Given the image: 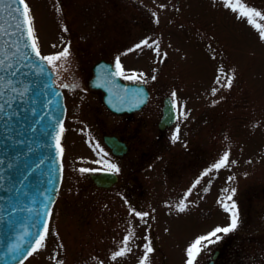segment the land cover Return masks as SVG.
<instances>
[{
	"label": "rangeland",
	"instance_id": "374dc122",
	"mask_svg": "<svg viewBox=\"0 0 264 264\" xmlns=\"http://www.w3.org/2000/svg\"><path fill=\"white\" fill-rule=\"evenodd\" d=\"M26 3L42 54L67 50L51 62L61 81L87 82L103 48L125 77L147 83L151 98L133 114H116L100 92L68 87L60 193L43 247L23 264H141L149 242L147 264H187L197 238L230 225L221 201L233 188L238 226L204 241L194 264L216 250L217 264H264V19L250 24L225 0ZM240 3L264 14V0ZM168 95L178 119L161 130ZM106 133L125 139L128 153L115 155ZM225 152L227 166L212 168ZM110 164L119 181L98 187L91 173ZM130 233L131 250L113 259Z\"/></svg>",
	"mask_w": 264,
	"mask_h": 264
},
{
	"label": "water",
	"instance_id": "95a60500",
	"mask_svg": "<svg viewBox=\"0 0 264 264\" xmlns=\"http://www.w3.org/2000/svg\"><path fill=\"white\" fill-rule=\"evenodd\" d=\"M18 0H0V264H21L48 222L63 180L64 93L56 86L46 60L26 47L27 39L16 12ZM39 49V47H38ZM105 60L94 65L91 84L104 90V101L118 113L133 112L149 100L145 84L125 83ZM177 117L171 97L165 98L160 127ZM63 132H60V128ZM104 140L123 156L129 146L115 134ZM96 184L118 181L113 171L91 174ZM218 252L214 254L216 258ZM212 259L208 264H214Z\"/></svg>",
	"mask_w": 264,
	"mask_h": 264
},
{
	"label": "snow or ice",
	"instance_id": "6c2138e0",
	"mask_svg": "<svg viewBox=\"0 0 264 264\" xmlns=\"http://www.w3.org/2000/svg\"><path fill=\"white\" fill-rule=\"evenodd\" d=\"M18 3L20 6L22 7H17L15 9L16 12L20 13V18H21V24L23 26V28L25 29V36L27 37L28 40L31 41L30 45L26 43V47H30L34 52L35 55L37 57L40 56L39 53V49H38V44H37V40L35 38V32H34V28H33V18L30 14V9L28 4L26 3V0H18ZM225 4L226 6L230 7L233 11H237L240 17H244L247 19V21L250 24H254L255 23V18H260V19H264V14L256 11L255 9H250L248 8L247 5H243L240 3V0H236V3L233 4L232 0H225ZM257 28H260L259 24H256ZM261 38L264 39V30H262L260 32ZM145 45H147V41L143 42ZM137 48L141 47V45H137ZM63 56H67V50L61 52L58 56H47V57H41V59L43 60H47L48 62H52L55 60L60 59ZM0 63H2V61H0ZM117 75H123V70L122 67L119 65V63H117V72L115 73ZM127 79H135V76H128L125 77ZM153 79H155V77H153ZM229 86H230V79H229ZM175 95V93H173V96ZM178 131V130H177ZM60 132H63V128H60ZM177 136H173L172 139L173 141H175V139H177ZM59 139L60 136L59 134L56 137V141H57V149L59 150V154L62 155L63 153V149L59 146ZM234 163V162H233ZM228 164V153L225 152L221 158L218 160V162H216L212 168L215 169H220L223 167H226ZM109 170L113 171V172H118L119 169L115 166V165H108ZM81 172H87L89 171V169H80ZM211 171V169L205 171L203 173V175H208L209 172ZM229 179H233V178H229ZM199 179L195 182V183H199ZM224 192H228V189H224ZM235 194V189H231V193L229 195H227L225 197L224 200L221 201L222 206L224 207L225 211H228L230 213V219H231V223L228 227H224V228H220L217 227L216 229L213 230V232L209 233L207 236H201L199 238H197L192 244L191 246L187 249V264H194L195 258L196 256L199 254L200 250H201V245L204 241H209V242H214L212 241V237H216L217 240L220 239V237L217 235L218 233H229L233 230H235V228L238 226V221H239V210L237 205L235 204L234 201H232V196ZM226 201H232L230 204L227 203ZM179 210L180 211H184L185 207L183 205V203H181V205L179 206ZM136 215L141 216V218H143V216H146L147 213H136ZM47 231V227L45 226V232ZM131 237V233L129 234V236L124 238L123 244L124 247L121 248L119 251H116L113 254V259L120 257V256H124L126 255V253L128 251H130L131 249L127 248V242ZM45 236L43 234H40L38 236V238L34 241V245L33 247L28 251L27 255H32L35 251H37L40 247H43V242H44ZM145 255L141 260V264H147V260H148V254L151 253L153 251V249L151 248L150 242L146 243L145 246Z\"/></svg>",
	"mask_w": 264,
	"mask_h": 264
},
{
	"label": "flooded vegetation",
	"instance_id": "af4514ba",
	"mask_svg": "<svg viewBox=\"0 0 264 264\" xmlns=\"http://www.w3.org/2000/svg\"><path fill=\"white\" fill-rule=\"evenodd\" d=\"M100 48V47H99ZM103 51L102 53H100V55H97L98 53H99V51H98V53L97 54H95L92 58L94 59V60H92V66H91V69H92V67H93V65H94V63L95 62H97V61H99V60H101V59H106V60H108V61H111L113 64H115L116 66H117V57L116 56H113V55H111L110 53H108V51H106L105 49H103V48H100V51ZM82 55L83 56H87V53H82ZM91 58V57H90ZM84 66V65H83ZM92 74V73H91ZM93 75V74H92ZM91 77L92 76H90V78H88V80H87V82H86V80H78L76 83H77V85H75V86H69L68 84H66V82H62V81H60V79H59V85H61V86H63V88H64V90H65V93H67V96L69 97V92H68V87L69 88H71V89H80V88H82V87H88L89 88V90H92V91H97V92H100V94H102V96H103V92L101 91V90H99V89H95V88H93V87H91L90 86V79H91ZM123 79L124 80H126V81H139L138 79L139 78H135V79H127V78H125L124 76H123ZM162 114H163V106H162ZM161 117H162V115H161ZM161 117H160V119H161ZM159 122H160V120H159ZM159 122H158V126H159ZM172 126V125H171ZM168 127H170V126H167L166 128H168ZM160 128V127H159ZM165 128V129H166ZM161 129V128H160ZM161 130H164V129H161ZM220 252V251H219ZM218 256H219V254H218ZM217 256V257H218ZM217 259L218 258H216V260H215V264H217Z\"/></svg>",
	"mask_w": 264,
	"mask_h": 264
}]
</instances>
